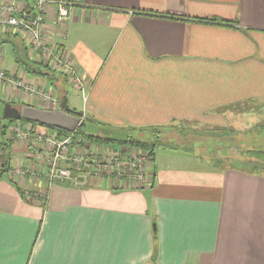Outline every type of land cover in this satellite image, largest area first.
Instances as JSON below:
<instances>
[{
	"label": "crops",
	"instance_id": "0c3cea01",
	"mask_svg": "<svg viewBox=\"0 0 264 264\" xmlns=\"http://www.w3.org/2000/svg\"><path fill=\"white\" fill-rule=\"evenodd\" d=\"M52 31L88 85L80 111L107 129L232 126L243 119L233 108L264 105V0H81L66 37ZM20 38L0 29V101L57 110L66 96L77 111L69 81ZM15 123L0 120V154L9 156L0 170V264H264L263 178L153 155L143 185L90 177L48 186L47 137L56 133L23 123L26 138L9 142Z\"/></svg>",
	"mask_w": 264,
	"mask_h": 264
},
{
	"label": "built area",
	"instance_id": "2783aa9c",
	"mask_svg": "<svg viewBox=\"0 0 264 264\" xmlns=\"http://www.w3.org/2000/svg\"><path fill=\"white\" fill-rule=\"evenodd\" d=\"M81 0H0V29L9 28L16 33L30 48L32 56L46 67L55 70L69 81L73 89L80 92L85 101L88 93V85L66 49L59 43L50 40L46 35L47 27L53 34L66 37V24L80 5ZM53 10L50 18L48 11ZM49 18L51 21L49 22ZM49 22V23H48ZM6 77L4 71H0V81ZM14 89L24 88L26 92L34 93L32 87H24L21 81L9 79ZM18 140H24L26 132L20 130L18 124L14 128ZM49 151L46 156L45 180L48 186L53 184H71L73 186L84 185L88 178L124 180L137 185H143L146 181L147 168L142 159H129L125 152L109 154L99 158L97 154L90 156L72 155V136H58L51 134L47 137ZM144 164H143V163ZM44 197L43 194H38Z\"/></svg>",
	"mask_w": 264,
	"mask_h": 264
},
{
	"label": "rangeland",
	"instance_id": "374dc122",
	"mask_svg": "<svg viewBox=\"0 0 264 264\" xmlns=\"http://www.w3.org/2000/svg\"><path fill=\"white\" fill-rule=\"evenodd\" d=\"M21 39V38H20ZM22 43L24 41L21 39ZM26 48L28 46L25 44ZM30 50V48H29ZM31 51V50H30ZM32 53V52H31ZM33 57V56H32ZM38 62L39 59L36 58ZM48 68V67H47ZM52 73H57L55 70L48 68ZM60 75V74H58ZM69 86L65 87V90L68 93V100L70 106H74L77 111L81 110L83 99L80 96L78 92H76L72 85L68 84ZM12 86V85H11ZM1 98V96H0ZM74 104V105H73ZM4 104L0 101V120L3 124L10 123L9 120L2 118V112H3ZM234 114H238L241 116V121L237 125H227V126H210V125H204L202 123H186L184 129H177L172 130L168 132L170 140H173L174 146H177L179 148H182V150H169V149H162L157 148L154 151V157L158 162L162 163V160L169 158V157H178L182 155H188L189 158V165L187 162H179L174 161V167H186V166H195L193 164V157L197 159V157L202 159H208L210 160L212 158H215L212 155L207 154L209 151H213L216 153V151L221 150L222 147H218L220 144L226 147L228 145V139L227 137L229 135H238L233 137L235 140H241L244 143V146L250 144L251 142H256V145L259 147L264 148V130L259 129L261 127H264V105H258V104H243L239 105L231 111ZM22 123V122H20ZM19 123H15L11 126L10 129V137L8 138V141L11 142L12 140H16L15 131L14 128ZM23 125L20 124V130L24 133L27 131V128L30 126L26 125V128H21ZM4 129V128H3ZM259 131V132H258ZM131 136L137 138V139H146L148 137L149 133L141 134V133H132L130 131ZM237 133V134H236ZM227 136H224V135ZM226 137V138H225ZM232 138V137H231ZM1 139H4V134H0V141ZM79 142L73 143L71 147V153L72 155H83V156H90L91 153L97 154L99 158H104L106 155L109 154H117L119 151L125 152V156L129 159H142L144 158V162L146 165V168L150 166V163L152 162V155L148 151H144L143 149L134 146V145H119L117 142H113L110 144H99V143H92L91 141H86L84 138L82 139L81 136H78ZM229 139V140H233ZM231 142V141H230ZM92 143V144H91ZM235 144V141L231 142L229 145ZM249 146V145H248ZM74 147V148H73ZM192 150V151H187ZM226 150L231 148H225ZM185 150V151H184ZM191 154V155H190ZM192 156V157H191ZM5 157L0 154V170L1 168H4V162ZM143 163V162H142ZM144 164V163H143ZM187 164V165H186ZM202 165V164H201ZM7 166V164H6Z\"/></svg>",
	"mask_w": 264,
	"mask_h": 264
},
{
	"label": "trees",
	"instance_id": "16d2710c",
	"mask_svg": "<svg viewBox=\"0 0 264 264\" xmlns=\"http://www.w3.org/2000/svg\"><path fill=\"white\" fill-rule=\"evenodd\" d=\"M47 71L44 75L48 76ZM9 122H16V123L22 122V123H28V124H32L36 126H41L39 124L29 123L23 120H19V121L9 120ZM93 123L98 127L107 128L105 127V125L100 124L95 120H93ZM186 125H187L186 123L180 122V123H172L164 127H147L143 129L129 128L125 130V132L127 133L126 141L123 143H118V144L119 145L129 144V145L137 146L143 149L144 151H148L150 155H152V158H153L154 151L157 148L169 149V150L182 149L177 146H174V144L172 143L173 140H170L168 132L174 129L177 130L179 128L184 129ZM41 127L51 129L58 136H72L73 140H76L78 139V136H81L82 139L84 138L86 141H91L92 143H99L102 145L113 143L111 140H109L106 136L102 135L101 133H98L95 135L88 134L85 129V123H82L73 133H68L63 130L49 128L46 126H41ZM2 130H3V127H2ZM260 130H264V127H261L259 131ZM130 131H132V133H141V134L149 133V134H148V137L143 140V139H137L131 136ZM227 135H224V136H227V137L230 136L229 139H233V137L238 136L234 134L233 135L227 134ZM229 139H228V145L224 147L223 145L220 144L218 147H222V149L216 151L214 155H213V151L207 152V154L215 157L210 160V167L212 169H219V170L237 169L245 174H248L251 176H258L264 179V148L257 146L256 142H251L250 144H248L249 146L248 145L244 146V143L241 140L237 141L236 139L235 140L234 139L229 140ZM230 141L231 142L235 141V144H233L232 146L229 145L231 143ZM4 145L5 143L3 144V146ZM225 148H231V149L226 150ZM0 151L2 152L1 149ZM187 151H192V150L187 149ZM5 156H6L5 157L6 159H5L4 165L6 166V164L8 163V159H9V158L7 159V157L9 156L8 154H6ZM30 198L40 201V200H43L45 197H40L37 193L36 194L30 193Z\"/></svg>",
	"mask_w": 264,
	"mask_h": 264
},
{
	"label": "water",
	"instance_id": "95a60500",
	"mask_svg": "<svg viewBox=\"0 0 264 264\" xmlns=\"http://www.w3.org/2000/svg\"><path fill=\"white\" fill-rule=\"evenodd\" d=\"M2 118L12 121L23 120L68 133H73L82 123H85L88 134L101 133L112 142L117 143H123L127 139V133L98 127L93 123V119L87 117L84 112L70 109L66 96H63L57 110H43L28 105L14 108L10 104H5Z\"/></svg>",
	"mask_w": 264,
	"mask_h": 264
}]
</instances>
